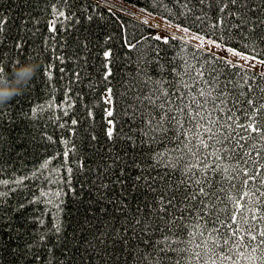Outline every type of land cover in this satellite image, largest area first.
<instances>
[{"label":"snow or ice","instance_id":"obj_1","mask_svg":"<svg viewBox=\"0 0 264 264\" xmlns=\"http://www.w3.org/2000/svg\"><path fill=\"white\" fill-rule=\"evenodd\" d=\"M139 10L195 29L199 46L170 54L161 41L177 37L129 27L100 0H0V55L18 54L0 76L42 37L51 56L14 98L40 76L55 90L58 62L63 104L53 96L31 114L55 108L68 133L62 152L9 174L3 129L29 117L13 115L14 98L0 106V264H264V73L250 71L264 67V0H144ZM84 88L91 101L77 117L70 94L83 100Z\"/></svg>","mask_w":264,"mask_h":264},{"label":"trees","instance_id":"obj_2","mask_svg":"<svg viewBox=\"0 0 264 264\" xmlns=\"http://www.w3.org/2000/svg\"><path fill=\"white\" fill-rule=\"evenodd\" d=\"M56 0H40L41 8L45 3H55ZM100 4L105 8L111 7L117 14V19L120 20L121 17L129 20V27L132 25H137L140 29L145 30V34H149V32L153 35L159 34L154 26L151 24L144 25L142 24L143 20H149L152 17L161 19L168 26L174 27L171 23H166L165 16L167 13L161 14L156 11H152V15H148L147 13L140 12V7L144 6V0H100ZM151 11V10H150ZM128 13L129 16L125 17L124 14ZM138 14L142 15V19L138 18ZM48 17L42 16V19H46ZM123 22V20H120ZM41 29L44 35H47L46 25L42 24ZM195 29H192L189 34L182 33V36L169 35L167 37L175 36L176 40L169 39L168 45H163L161 41L162 47H167L170 50V54H173L176 51L180 50L181 45H184L188 48L195 49L198 47L194 44L190 37L195 35ZM160 35V34H159ZM161 37H165L160 35ZM42 37L38 38L35 41V49L29 48L28 52L24 55H32L36 61H40L41 64L45 63L49 60L51 53H45L42 47ZM204 52L208 53L207 49L204 48ZM212 53V52H211ZM213 55H216L212 53ZM24 55H19V59L21 62L28 61L24 58ZM18 54L16 52H3L0 55V63H2L6 68H11V65L8 64V61L17 58ZM218 56V55H216ZM220 57V56H219ZM224 59V58H223ZM60 65L57 62L56 70L54 72V81L53 83L56 85L55 90L52 88L51 84L47 83L45 78L40 76L39 82L36 86L35 92L31 94L24 95L23 97L14 98L19 101V103L12 110L13 115H16L18 112L23 109L24 112L28 113V119L25 120L22 117L17 119V122L10 128L3 129L4 135L8 137L9 140L14 142V150L11 155L6 157L8 164V172L11 174L15 171L18 174L29 173L30 171L39 165L43 161L44 158L53 155L56 151H63V145L60 144V139L63 137H67L68 133L66 131H62L56 120L52 119L54 115H60V113L55 109H45V112H39L35 117L31 114V108L37 107L39 105H46L52 97H55L54 103L56 105H62L64 101V91L63 83L65 81L60 79V73L58 71ZM71 66L69 65V70ZM251 72H255L260 74L259 72L250 70ZM12 71L8 72V76L11 75ZM39 76V73L36 74ZM23 93H28L26 89ZM71 98L76 102L75 115L77 117H81L84 115L83 104L91 101V96L87 93V88H84L82 91V95L85 96V99L80 100L76 98L75 92L71 93ZM99 112V110H97ZM33 125L35 127L33 128ZM51 135L54 144H49L47 141L43 143H35L31 142L30 138L32 136L36 137V141H40L43 136ZM18 141V142H17ZM16 153H22L21 156H17ZM56 163V162H54ZM0 178H7L6 176H0ZM15 200V197H13ZM43 210V206H40ZM33 212L32 208L28 209V214L30 215ZM19 219V218H18ZM49 222L51 221V216L46 218Z\"/></svg>","mask_w":264,"mask_h":264},{"label":"clouds","instance_id":"obj_3","mask_svg":"<svg viewBox=\"0 0 264 264\" xmlns=\"http://www.w3.org/2000/svg\"><path fill=\"white\" fill-rule=\"evenodd\" d=\"M41 62L28 60L17 64L10 76H0V106L22 94L31 79L37 74Z\"/></svg>","mask_w":264,"mask_h":264},{"label":"rangeland","instance_id":"obj_4","mask_svg":"<svg viewBox=\"0 0 264 264\" xmlns=\"http://www.w3.org/2000/svg\"><path fill=\"white\" fill-rule=\"evenodd\" d=\"M142 15L138 14V18L142 19ZM149 24H151L152 26H154L157 30V32L160 35L163 36H169V35H176V36H182V32L177 31L175 29V27H171L168 26L167 24H165L161 19L152 17L148 20ZM191 41L196 44L197 46H199V42L195 39H191ZM205 43L207 44V41H205ZM205 49H207L208 51L224 58V59H228V60H233L237 63H244L243 61H239L237 58L233 57V55L231 53H227L224 51H221L220 49L214 48L212 46H207L205 47ZM255 64L254 68H251L250 70L259 72V73H264V67H261V65L257 62H253ZM248 65L245 64V67H247Z\"/></svg>","mask_w":264,"mask_h":264}]
</instances>
